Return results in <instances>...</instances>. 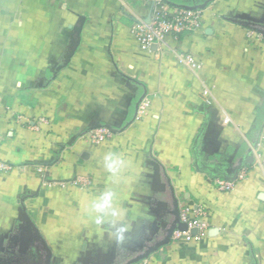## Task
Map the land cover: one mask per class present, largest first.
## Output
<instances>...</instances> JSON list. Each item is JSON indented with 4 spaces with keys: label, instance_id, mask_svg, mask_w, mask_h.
<instances>
[{
    "label": "crops",
    "instance_id": "crops-1",
    "mask_svg": "<svg viewBox=\"0 0 264 264\" xmlns=\"http://www.w3.org/2000/svg\"><path fill=\"white\" fill-rule=\"evenodd\" d=\"M165 2L201 24L142 51L148 0H0V264H45L41 240L51 264L140 254L171 190L206 234L135 264H264V0Z\"/></svg>",
    "mask_w": 264,
    "mask_h": 264
},
{
    "label": "built area",
    "instance_id": "built-area-1",
    "mask_svg": "<svg viewBox=\"0 0 264 264\" xmlns=\"http://www.w3.org/2000/svg\"><path fill=\"white\" fill-rule=\"evenodd\" d=\"M151 6L150 21L136 23L130 28V33L135 38L140 50L151 51L152 46L157 49H169L168 37H175L176 34L181 32H192L201 24L202 10H188L181 7H171L165 0H148ZM176 62L179 65H190L191 68L197 69L200 64L194 60L191 55L188 54H176ZM203 95L206 97L205 102L210 104L211 101L208 98V90L203 91ZM147 105V102L144 106ZM144 108L139 106L138 113L143 114ZM228 119H225L226 123ZM111 132L106 127H97L91 130V140L94 143H100L105 141L110 136ZM10 167L0 161V175L4 172H8ZM39 173H43V169H38ZM243 175L238 176L239 179H243ZM235 181L231 180H217L216 184L222 191L232 190ZM77 181H75L76 183ZM74 185H81L76 183ZM180 221L187 224V231L182 232L175 230L171 235V242L175 243H187V242H199L206 234V225L201 220V217L205 216L204 212L192 210L188 206L181 207L179 209ZM195 228L197 231L195 234H191L190 230Z\"/></svg>",
    "mask_w": 264,
    "mask_h": 264
},
{
    "label": "water",
    "instance_id": "water-1",
    "mask_svg": "<svg viewBox=\"0 0 264 264\" xmlns=\"http://www.w3.org/2000/svg\"><path fill=\"white\" fill-rule=\"evenodd\" d=\"M205 6H206V4H202L200 6H185V5H183V6H181V8L188 9V10H195V9L201 10V9H204ZM150 15H151V13H150ZM149 21H150V16H149L148 20L146 21V23H148ZM261 33H263V32H261ZM99 127H101V125ZM103 127H106L111 132L116 131V130H111L112 128H110L106 125H103ZM240 168H241L240 166H237L234 169L232 175L229 177L231 180H236L238 170ZM171 193H172L171 196L173 197V202L171 203V208H169V210L167 212V214L170 215V217H171V221L169 223L165 224V226H164L165 232H164L162 238L160 240H157L153 244L147 246L141 254L137 255L135 258H133L132 260H130L126 264H135V263H138L144 259H147L150 255H152L153 253L158 251L161 247L168 245L171 242V235L175 230H179L182 232L187 231V224L180 221L179 206H178L177 199L174 197V191L171 190ZM196 231L197 230L195 228H193L190 230V233L195 234ZM40 240H41V238H40ZM40 244H42V246H44L45 251H47V256L45 257L44 263L45 264H51V260H50L51 257L49 255V250L46 248L44 242L42 243V240H41Z\"/></svg>",
    "mask_w": 264,
    "mask_h": 264
},
{
    "label": "flooded vegetation",
    "instance_id": "flooded-vegetation-1",
    "mask_svg": "<svg viewBox=\"0 0 264 264\" xmlns=\"http://www.w3.org/2000/svg\"><path fill=\"white\" fill-rule=\"evenodd\" d=\"M137 255H139V254H137ZM137 255H133V256L129 257V256H127V254H119V255L116 256L117 257L116 258V263H114V264H126L127 262H129L130 260L135 258ZM122 260H123V262H122Z\"/></svg>",
    "mask_w": 264,
    "mask_h": 264
},
{
    "label": "clouds",
    "instance_id": "clouds-1",
    "mask_svg": "<svg viewBox=\"0 0 264 264\" xmlns=\"http://www.w3.org/2000/svg\"><path fill=\"white\" fill-rule=\"evenodd\" d=\"M111 167H112V165L109 164V168H111ZM107 199H108V197L106 196V197H105V200L107 201ZM106 206H107V203H105V204H100V205H96V207H97L98 209H103V208H105ZM97 222L99 223L100 221L97 220Z\"/></svg>",
    "mask_w": 264,
    "mask_h": 264
},
{
    "label": "rangeland",
    "instance_id": "rangeland-1",
    "mask_svg": "<svg viewBox=\"0 0 264 264\" xmlns=\"http://www.w3.org/2000/svg\"><path fill=\"white\" fill-rule=\"evenodd\" d=\"M83 184H84V183L82 182L81 185H79V186H83Z\"/></svg>",
    "mask_w": 264,
    "mask_h": 264
}]
</instances>
